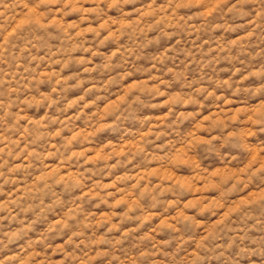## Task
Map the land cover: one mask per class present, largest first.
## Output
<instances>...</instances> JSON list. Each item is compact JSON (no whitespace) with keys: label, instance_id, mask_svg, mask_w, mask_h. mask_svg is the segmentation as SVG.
<instances>
[{"label":"rangeland","instance_id":"374dc122","mask_svg":"<svg viewBox=\"0 0 264 264\" xmlns=\"http://www.w3.org/2000/svg\"><path fill=\"white\" fill-rule=\"evenodd\" d=\"M0 264H264V0H0Z\"/></svg>","mask_w":264,"mask_h":264}]
</instances>
